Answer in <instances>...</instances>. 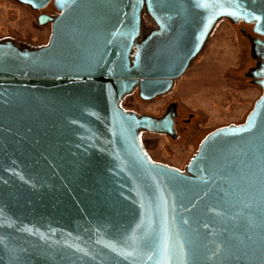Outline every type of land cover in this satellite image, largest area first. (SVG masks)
Returning <instances> with one entry per match:
<instances>
[{"label":"water","instance_id":"95a60500","mask_svg":"<svg viewBox=\"0 0 264 264\" xmlns=\"http://www.w3.org/2000/svg\"><path fill=\"white\" fill-rule=\"evenodd\" d=\"M55 3L45 47L0 44V264H264V73L245 122L210 133L185 173L139 138L174 137V107L119 105L169 92L219 19L264 36V0ZM143 12L158 31L138 43Z\"/></svg>","mask_w":264,"mask_h":264},{"label":"rangeland","instance_id":"374dc122","mask_svg":"<svg viewBox=\"0 0 264 264\" xmlns=\"http://www.w3.org/2000/svg\"><path fill=\"white\" fill-rule=\"evenodd\" d=\"M142 28L153 24L143 12ZM227 20L217 23L201 53L164 95L144 101L137 88L126 95L120 107L136 116L159 118L169 106L175 109L176 135L139 131L148 158L185 173L201 142L212 132L242 125L261 97L262 89L249 70L255 58L249 28ZM51 36L50 23L39 25L36 13L13 0H0V44L20 50L45 47Z\"/></svg>","mask_w":264,"mask_h":264},{"label":"flooded vegetation","instance_id":"af4514ba","mask_svg":"<svg viewBox=\"0 0 264 264\" xmlns=\"http://www.w3.org/2000/svg\"><path fill=\"white\" fill-rule=\"evenodd\" d=\"M14 2L18 3V4H21L19 2V0H13ZM22 5H25L26 7H28L31 11H33L34 13H36V20H37V23H38V19L42 20V21H46L44 24H48L50 23V26H51V19L55 18L57 15H58V12H57V9H56V3H55V0H42V1H37L34 3V6H29L27 4H22ZM145 13V12H144ZM146 14V13H145ZM142 17V15H141ZM151 22H152V26L148 29V30H144L142 28V23L140 25V38H139V41L138 43H141L145 38L146 36H148L150 33L154 32V31H158V26L156 25V23L150 19ZM222 20H227L229 21L228 19H225V18H222V19H219L213 29L211 30V32L209 33L208 37H207V40L205 41V44L203 46V48L205 47L206 45V42L208 41L212 31L214 30V28L216 27L217 23L222 21ZM231 22V21H230ZM232 23V22H231ZM235 25H238V26H241V33H246L245 30L243 29L244 27L246 28H249V41L251 42V46H252V50H253V56L255 58V66L251 67V69L249 70V72L251 73L252 77L254 78V81L255 83L257 82V80L255 79V75H261L263 74L264 72V36H261V35H258L254 32V25L253 24H247L243 21H239L237 23H233ZM202 48V50H203ZM201 50V51H202ZM200 51V53H201ZM199 53V54H200ZM198 54V55H199ZM197 55V56H198ZM174 84V82H173ZM173 87V85H172ZM171 107V105L169 106V108ZM168 109L165 111L164 115H162L161 117L159 118H156V119H161L163 118L166 113H167ZM175 111V109H174ZM173 131H174V136L176 135V121H175V116L173 118Z\"/></svg>","mask_w":264,"mask_h":264},{"label":"snow or ice","instance_id":"6c2138e0","mask_svg":"<svg viewBox=\"0 0 264 264\" xmlns=\"http://www.w3.org/2000/svg\"><path fill=\"white\" fill-rule=\"evenodd\" d=\"M202 6L207 8V7H216L217 5H215V4L204 3ZM256 19L259 20L260 17H256Z\"/></svg>","mask_w":264,"mask_h":264}]
</instances>
